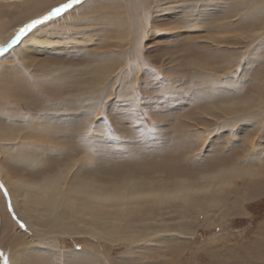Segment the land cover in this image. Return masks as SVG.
<instances>
[{"label":"bare ground","instance_id":"obj_1","mask_svg":"<svg viewBox=\"0 0 264 264\" xmlns=\"http://www.w3.org/2000/svg\"><path fill=\"white\" fill-rule=\"evenodd\" d=\"M176 1L178 0H82V3L74 5L75 7L65 11L61 16L53 17L42 26L37 27L36 31L34 30L38 33L37 36L43 38L42 40H48L46 42L49 46L45 48V50H49L46 51L48 56L54 51L53 53L56 55L65 56L68 60L85 62L84 65H78L79 63L68 65L60 61L44 63L30 61L28 47L24 43L22 45L20 43L16 49L9 51V55L14 53L17 59L22 60H19L21 64L19 63L17 66V71L23 77L29 90L36 94L30 99L35 101L34 108L38 109L27 117L19 116L18 118L17 115L14 119L12 118L14 116H8V125L0 127V181L7 193L8 203L12 205V212L15 214L13 216L23 222L25 229L21 231L19 227H15L16 224L14 225L12 222V213L8 215L10 213L6 211L8 209L3 208L6 203L0 193V252L9 255V252L14 248V251H17L14 254L16 263L11 262L12 259H10V264H102V262L113 264L111 246L115 244L134 246L135 250L131 252L136 253L137 259H139L141 252L144 253L140 246L151 245L157 248L156 245L165 240L159 238L165 236L162 233L155 235L154 230L147 236L122 239L121 228H126L131 220L136 221V215H132L130 210L137 203L142 204L143 201H146L142 205V209L146 207L145 213L156 210L163 211L164 204L168 207L171 206L177 209L180 224L186 223L185 219H189L191 210H203L206 223L221 225L223 217L215 216L214 218V215L221 214L215 210L221 208L222 201L228 200L227 195L225 197L226 192L235 193L234 196L237 194L246 196L253 192L264 193V187L260 185L262 177H264V77L259 74L256 77L255 93L244 99L231 97L230 90L237 92L241 89V83L246 76L244 73L246 65L243 62L240 63L239 60V62L235 60L238 64H235L234 61V63L232 61L229 63L228 53L222 54L220 57L216 56V58L219 57V61H212L214 65H218L214 67L216 70L210 76L212 79L208 77L209 84L207 86L204 85V82L197 84V91L203 93L207 101L199 103V108H193L191 111L195 113L191 115L193 117L199 114H208L209 116V121L204 123L202 130L199 128L200 132L192 134V137L197 135L199 140L197 138L192 140L195 144L201 143L200 154L203 160L205 159V164L201 163L200 166L205 169L208 166L212 167L211 172H203L194 180V183L182 175L174 177L172 180L156 179L154 182H148L145 178L126 176L118 182L119 188L126 191V195L125 193H116L115 184L109 185L108 181H104L105 173L115 174L117 167L121 166L134 173H139L140 169L144 171L149 170L150 167L153 169L158 167L162 171L160 173L164 174V167H170V164H166L164 161L165 154H173L171 159H174L173 163L177 165L175 169L178 172L186 173L195 169V165L190 161L193 157L186 156L185 148L189 131H194L192 127H196V124L189 122L186 115L180 118L183 129L177 135L179 144L176 147L172 141H157L155 144H150L157 138L147 133L149 131L143 133V140L150 141L142 140L135 144V141L130 140L131 136H128L132 132L130 129L125 128L124 132H120L113 119L111 120L114 128L104 122L107 119L101 121V110L110 105L108 97L112 91L121 97L129 93L140 96V83L143 81L142 75L145 71L162 72L163 77H167L161 69L154 67L150 60L143 58L138 52L139 48H143V39L153 33L154 22H158L155 20L156 17L165 15L167 12L170 13V9L173 10L168 14L172 16H168V18L173 19L170 25L176 29L174 33L176 39L184 38L189 32L196 33L203 27L206 30L207 28L216 30L209 31V34H219L220 32L225 34L229 29L234 30L243 26L242 30L239 29L242 34L240 39H243L245 43L247 41L250 46L259 36L264 35L258 33L257 29L261 27L259 29L264 30V0H186L188 1L187 5L175 6L174 4V7H171L169 3ZM65 2L67 0H25L21 7L33 6L31 8L35 9L37 13L34 15L29 13L27 18L31 14L34 18H39L53 7ZM99 3L115 5L113 8L109 6L110 9L112 8V11L109 12L111 16L106 15L107 13L104 11H98L99 5H101ZM187 7H189V13H187L188 21H190L189 29L182 22V15ZM96 12L100 15L97 19L93 15ZM30 19H25L23 23ZM248 19H252L253 26H245ZM20 27V25L18 28L16 27L17 30ZM166 29L168 30V28ZM203 30L205 29L203 28ZM101 31L107 33L105 39L102 38L103 32ZM15 33L10 32L11 35L8 34L4 38L5 40L0 43H8L7 40L11 39ZM35 38L36 36L30 38L27 44L32 42L35 45L34 43H37L34 42L37 40ZM238 41L240 40L238 39ZM38 42L39 45H43L40 41ZM258 43L260 44V41ZM210 45L208 43L202 47L207 48L206 46ZM100 47L116 49H110L108 52L104 49L105 52H101L99 51ZM246 47L250 49L248 45ZM247 48L242 51L244 54L247 52ZM234 57L231 59L234 60ZM2 59L0 63L3 61ZM197 67L191 72L195 77H203L208 73L201 70V65L197 64ZM8 71L10 72V70ZM2 75L3 73L0 71V79ZM194 80L196 81V79ZM173 82L175 83V81ZM56 84L61 85V90H59L61 92L54 94L53 86L56 87ZM22 87L26 88L27 86L22 85ZM5 94L7 96L8 93ZM123 99L125 100V98ZM212 99L214 102L210 101ZM182 109L183 106L176 107L177 112ZM2 111L5 110L2 109ZM125 133L127 135H122ZM225 133L228 134L226 146L218 149L219 152L217 150L212 152L208 148L204 149V144H207L208 140L210 142L216 135L218 138L225 136ZM201 134H204L205 137L201 138ZM239 134L242 135L241 139L239 138L240 141ZM256 140L259 141V144L255 147ZM142 148L145 152L138 153L136 149ZM97 149L101 152H97ZM195 149H199L198 146H195ZM233 150L236 152L229 155V151ZM184 151L185 155L180 156L179 154ZM152 153L162 154L150 156ZM214 157L219 161L210 164ZM106 161L108 162L106 163ZM6 162L11 166L21 169L24 167L25 170H28L27 173L25 172L27 179L19 178L16 171L8 165L4 166L3 164ZM189 166H193L194 169H189ZM140 171L142 172V170ZM38 173L42 174L40 179L36 178ZM30 177L34 179H29ZM109 181L111 182V180ZM244 182L246 183L244 184ZM241 188H243V192H241ZM251 190L254 191L251 192ZM237 197L236 202L239 200ZM236 209H239V206ZM183 212H186L187 216L183 217ZM120 213H122L121 217H119ZM143 218L155 220L157 217L156 214H146ZM113 222L116 225H113ZM140 224L147 225L142 221ZM21 226L23 225L21 224ZM95 235L101 236L102 240L108 244L102 246L103 254L95 250L100 246L98 242H95ZM69 237L74 240L83 238L80 248L61 251L56 246L57 240ZM176 237L174 236V238ZM38 238H40L39 245L55 246L49 255L52 263L49 258L45 257L49 251L40 253L42 248L40 249L37 245ZM21 240L26 244L31 242L29 248L28 246L24 247L29 249L28 253L32 258L29 261L32 262L25 260L21 251L18 252L20 248L15 244H19L21 247ZM254 243L263 246L264 223L258 227ZM158 246L161 245L158 244ZM75 259L79 262H76ZM235 264L238 263L235 261Z\"/></svg>","mask_w":264,"mask_h":264},{"label":"rangeland","instance_id":"obj_2","mask_svg":"<svg viewBox=\"0 0 264 264\" xmlns=\"http://www.w3.org/2000/svg\"><path fill=\"white\" fill-rule=\"evenodd\" d=\"M24 1L25 0H0V41L5 40L4 38L8 36L10 32L12 34L16 32L19 25L22 27L25 23L29 22L31 19L34 18L33 15L37 12L35 11V9L31 8L33 6L27 7V8L25 6L21 7ZM181 1L178 0L176 2H170L169 4L171 5V7H174V4L175 6L176 5L184 6L188 4V1L186 0H181ZM99 2H102V1H99ZM102 5L105 7H103ZM109 6L113 8L115 5L112 6L111 3L101 4L99 5L98 11H104L105 13H107L106 15H110L109 12L110 10L112 11V8L110 9ZM107 9L108 11H105ZM188 9L189 7L186 8L184 14L182 15V22L185 23L187 28L189 29L190 21H188V16H187V13H189ZM172 12L173 10L170 9V13ZM29 13H33V15L31 14L28 17L29 19L30 18L31 19L23 23L25 19H28L27 16ZM170 13L167 12L165 15L155 18V20L158 22H154V29L152 30L153 33L149 35V37L143 39V44H142L143 48L138 49V52H140V55L143 58L150 60L151 64L154 67L161 69L165 73L164 75H166L167 77L166 78L163 77L162 72L160 73L158 71H155V72L145 71V73L142 75L143 83L142 82L140 83V86H141V88L139 89L140 96H135L129 93L126 96L121 97V96H118L116 92L112 91V94L109 95L108 97L109 99L108 102H110V105L108 107L106 106V108L104 107L101 110L100 116L102 118L101 121H104V119H107L104 122H106V124L108 123V125L112 128H114L112 124V120H111L113 119V121H115L118 125L117 130L120 132H124L125 128H128V130L130 129V131H132L130 132L132 135L130 134L128 136H131L130 140L135 141V144L137 141L139 142L144 139V136H143L144 132L149 131L147 133L157 138L155 140H152L150 144H155L157 143V141L158 142L172 141V143L176 147V145L179 144L177 135L179 134V131L183 129V127L181 126L180 118L186 115V117L189 118L188 119L189 122L196 124V127L195 126L192 127L194 131L192 130L189 131L191 135L188 134V140H187L188 143L186 142V145L189 148L187 147L185 148V151H187L188 153V154L186 153V156L191 155L190 157H193V159L190 161H192L193 165H195L194 166L195 169L193 166H189V169L191 170L194 169V170L190 172H186V173L181 172V171L178 172V170L175 169L177 165L173 163L175 162L174 159H171L173 154L164 155V161L166 162V164H170V167H167V168L164 167L163 169L164 174L160 173L162 171H160L158 167H155L153 169L148 165L146 166L150 167L149 170L146 169L143 171V169H140L142 170V172L139 170V173L135 172L136 174L130 170H127L128 168H125L123 166L117 167L115 174L114 173L104 174L106 175L104 181H108L109 185L115 184V191L118 194L125 193L126 195V191H124L122 188H119V184H118V182H120V180H122V178L126 176L132 177V178H145V180L148 182H154L156 181V179L167 181L169 179L172 180L174 177L182 175V176H186L185 178H187L189 181L194 183L195 182L194 180H196V178L199 177L203 172L204 173L211 172L210 169L212 167L208 166L205 169L200 166L201 163L205 164L204 162L205 159L203 160L202 155L200 154L201 143L195 144L193 143L194 140H192L193 138L194 139L197 138L199 140L197 135H195L196 137L195 136L192 137V134H194L195 132L196 133L200 132L202 130L204 123H207V121H209V116L208 114H199L198 116L193 117L191 115L195 113L191 111L193 108L198 109L199 103H205V101H207L203 93H200V91H197L196 87L199 82H204V85L206 86L207 84H209L208 81L212 79L210 76H212L213 72L216 70V68L214 67L218 65V64L214 65L213 62L219 61V57L222 54H225V53L229 54L228 55L229 63H231V61L232 63H234L236 60V62L240 61V63L243 62L246 65V68L244 70L245 71L244 73L246 76L244 77V80L241 83V89L237 90L238 93L233 92L234 90L233 91L230 90L229 95L230 96L232 95L231 97L234 96L236 99H239V98L244 99L248 95L255 93L256 88H257L256 77H258L259 75L264 77V41H263L264 35L259 36V38L255 40L254 43H252L250 46L247 41L245 43L243 39H240L242 38L241 28L243 26H240L239 28H236L234 30L229 29V31L226 32L225 34H223L222 32H220L219 34L218 33L209 34V31L213 32L216 30L214 28H211V29L207 28L208 32H206L207 31L206 28L203 27L206 31L203 30L202 28L200 31L196 32L197 34L196 33L192 34L191 32H189L188 35L184 36L185 39L183 37L176 39L174 38V36L176 35L174 34L176 29H174L170 25V22L171 20L173 21V19L168 18V16L169 17L172 16V15H168ZM93 15L96 19L100 16L99 13L97 14V12L94 13ZM252 23H254L252 19H248L247 24L249 25L245 24V26H253L254 24ZM39 26L40 25H38L37 27ZM166 28H168V30ZM259 28H257L258 33L264 34L263 32L264 30L259 29ZM35 29L31 30L24 37H21V40L26 39L27 41L26 40L20 41L19 43L14 44L11 48H8L7 51L0 54V60L1 58H3L2 59L3 61L0 63V66L2 67L0 71L3 73L0 79V84H1L0 85V91H1L0 92V127L8 123L7 121L8 116L12 115L14 117L12 116L11 117L14 119L16 118L17 115H18L17 116L18 118L19 116L27 117V116H30V114H34L35 111L38 110L34 108L35 101H32L30 99V97H34V95L36 94L32 93L29 90L28 85L24 83L23 77L17 71L18 70L17 66L19 65V63L21 64L22 60L17 59L16 58L17 56L14 53L13 54L15 55V57L13 54L9 55L8 54L10 53L9 51H11L12 49H16V47H18L20 43H21L20 45L24 43L28 47L27 50L29 52V60L31 59L30 61L39 62V63H44L46 61H51V62L60 61L61 63H65L68 65L77 64V63H79L78 65L85 64V62H81L79 60H68L65 56H60L58 54L56 55V53H53L54 51L50 53V56H48L46 51H49V50H45V48H48L49 46V44L46 42L48 40L47 39L42 40L43 38H40L39 36H37L38 33L34 32ZM101 32H103L102 38L105 39L107 33L105 31H101ZM34 35L36 36L35 39H37V40H34V42H37L34 44L35 45L38 44L36 45L38 49L36 48L35 45H33L32 42H29V44H27L28 41H30L29 40L30 38L32 39L35 37ZM238 39L240 41H238ZM7 41H10V39ZM38 41H40L41 44L43 45H39ZM241 41L242 43H240ZM259 41H260V44L258 43ZM52 42L55 43L56 41H52ZM210 42H211V45H210ZM194 43H196L197 46H199V48H197V46H195L196 44L194 45ZM208 43L211 46V48L210 46H206L207 48L202 47V46L207 45ZM7 44L8 43L6 42L0 43V49H3ZM247 45L250 47V49L246 47ZM246 48H247V52H245L244 54L242 51L243 50L245 51ZM253 48H258V49H253ZM104 49H106V51L108 52L110 51V49L115 50L116 48L109 49V48L100 47L99 51L105 52L103 51ZM39 51L41 52L39 53ZM43 51H45L44 54H43ZM232 54H233L232 57H234V55H237V57H234V60H232L233 59L232 57H231L232 59L229 58V56ZM216 56H219V57L216 58ZM244 58L248 60L246 61L244 60ZM236 62L235 64H238ZM196 63L202 66L201 70H203L206 73L208 72L203 77H195L194 74L191 73L195 70L194 68H198ZM202 63L205 65H203ZM10 66L12 69L10 68ZM8 70H10V72ZM11 78L13 79L11 80ZM194 79H196V81ZM173 81H175V83ZM22 85H26L27 87L24 88L22 87ZM60 87H61L60 84H56V87L53 86L54 94L61 92L59 91L61 90ZM5 93H8L7 96ZM123 98H125V100ZM210 101L214 102L213 99ZM179 106H183V109L182 111L177 112L176 107L178 108ZM2 109H4L5 111L1 112ZM190 116L192 117L193 120L190 118ZM123 126H126V127H123ZM157 126L160 127L159 130ZM106 130L109 131L108 129ZM122 135H127V134L125 133ZM201 135H202V137L200 136L201 138L205 137L204 134H201ZM227 135L228 134L225 133V136L223 135L219 138L217 137V135L214 136L210 140V142L208 140V142H206L207 144H204V149L208 148L209 150H212V152L214 150L215 151L217 150V152H219L218 149H221V147L226 146ZM241 137L242 135L239 134L238 139L239 138L241 139ZM145 140L150 141L148 139H145ZM145 140L143 141L147 142ZM257 144H259L258 140H256L255 142V147ZM195 146H198L199 149H195ZM136 150L138 151V153L145 152L143 148L136 149ZM98 151L101 152L99 149H97V152ZM185 151L179 155L180 156L185 155ZM234 152L236 151L235 150L229 151V155L233 154ZM161 154L162 153H156V154L152 153L150 156L161 155ZM174 154H176V151H174ZM157 159H159V157H157ZM218 161L219 160H216V158L214 157L213 159H211L210 164H214ZM107 162L108 161H106V163ZM113 162H109V163H113ZM3 165L4 166L8 165L12 170L16 171L18 173L19 178L22 177L25 180L27 179V174H25V172L27 173L28 170H25L24 167L21 169L16 166H11L7 162ZM114 165L116 166L115 163ZM12 167H15V168H12ZM41 176L42 174L38 173L36 175V178L40 179ZM263 176H264V172H263ZM31 177L29 179H34ZM109 180H111V182ZM245 183L246 182H244V184ZM0 185H3L1 181H0ZM260 185L264 187V177H262ZM254 190H258V189H254ZM254 190H251V192ZM243 191H244L243 188H241V192ZM5 192L6 191L4 187L0 188V193L4 197V203H6V206L3 205V208L5 207L6 209H8L6 210L10 212L8 215L12 213L11 214L12 222L14 223V225L16 224L15 227L16 228L19 227V230L21 229V231H23L25 230L24 224L23 222H20L21 220L18 219L16 216H13L14 212H12L13 211L12 205L8 203V199H6L7 196L5 195ZM234 194L233 193L229 194L228 192H226L225 197L227 195L228 200L226 199V201L225 200L222 201L221 208L218 210H215V211L220 212L221 214L214 215V218L215 216L218 218L223 217L221 225H218V224L211 225L209 223H206L204 220L205 211L203 210H196V211L191 210L189 219H185L186 223L180 224V217L177 213V209L172 208L171 206L168 207V206H165L164 204L163 211L156 210L151 213H145L146 207L142 209V205L146 203V201H143L142 204L140 202L137 203V205L135 207H131V210H130V213L132 215H136L135 217L136 221L131 220L129 225L126 228H123V227L121 228L120 233H122V236H123L122 239H130V238H136V237L138 238L141 236H147L148 234L152 233L155 230V235L157 233H160V234L162 233L165 237H161L159 239H165V240H162V242L160 241V243L158 244H160L161 246H158L157 244L156 245L157 248L156 247L154 248L151 245H147L144 247L140 246L142 248L141 250L144 251V253L142 254L141 252V254L139 255V259H137L136 253L131 252L135 250L134 246L131 245L130 247L128 245L122 246V245H117V244L112 245L111 248L113 250L111 252L112 253L111 256H112V259H114L113 264H117V263L118 264H143V263L147 264V262H149V264H155V263L157 264H235V261L238 264H250L251 262H252L251 264H264L262 263L264 262V244L263 246L261 245L262 246L261 247L260 245L254 243L256 231L258 227L262 223H264L262 222L264 220V193L253 192V193H250V195H246V196H243V194H240V193H239L240 195L237 194L235 196ZM236 197L237 199H239L238 202H236L237 201ZM196 199H198V197H196ZM237 206H239V209H236ZM105 210L107 211V209ZM100 211H102V208H100ZM117 212L119 213L120 210L118 209ZM146 214H149V215L156 214L157 218L155 220H149L147 218H143V216ZM121 216H122V213H120L119 217ZM184 216H187L186 212H183V217ZM211 217L213 216L211 215ZM141 221L142 223L147 224V225H141L140 224ZM21 224L23 226H21ZM125 224H128V223H125ZM113 225H116V224L114 223ZM171 234L172 236H170ZM174 236H177V237L174 238ZM94 237H95V242L96 243L98 242V244H100V246L96 248L95 250L103 254L102 246H107L108 244L104 240H102L101 236L95 235ZM39 239L40 238H38L37 245L39 246L40 249L41 248L43 249V250L42 249L40 250V253H46L44 251H49L45 254V257L49 258L52 263V260L49 255L51 254L50 252L54 249L55 246L49 245V244L48 245L43 244L45 246L39 245L40 243ZM73 240L74 239L72 237L62 238L61 240L58 239L56 246L59 247L61 251L79 249L80 242L83 240V238H78V239H75L74 242H71ZM30 243L31 242H29V244H26L25 242H23V240H21L20 242L21 247L19 244H15L20 248L18 252L21 251L22 257L23 258L25 257V260L27 261L32 260V258L31 256H29L30 254L28 253L29 249H26L24 246H28L29 248ZM31 247L33 248V244ZM14 249L11 252H9V255H7L5 252H0V264H5V263L10 264V259H12L11 262H15L16 257L14 256V254L17 251H14ZM23 249L24 250L26 249V250L24 251ZM61 255L64 256L63 254ZM29 262H32V261H29ZM76 262H79V260H76ZM103 263L104 262H102V264Z\"/></svg>","mask_w":264,"mask_h":264},{"label":"snow or ice","instance_id":"obj_3","mask_svg":"<svg viewBox=\"0 0 264 264\" xmlns=\"http://www.w3.org/2000/svg\"><path fill=\"white\" fill-rule=\"evenodd\" d=\"M80 3H82V0H67V2L53 7L46 14L41 15L39 18L31 19L16 31L15 35L10 39L8 44L3 49H0V54L7 51V49L11 48L14 44L19 43L21 41V37H24L32 29L37 28L38 25L44 24L46 21L51 20L53 17L61 16L62 13L71 9L74 5ZM0 188H3V185H0ZM5 195H7L6 192Z\"/></svg>","mask_w":264,"mask_h":264}]
</instances>
